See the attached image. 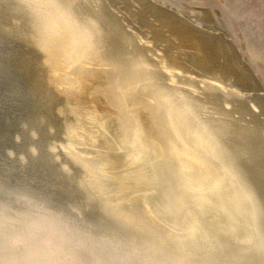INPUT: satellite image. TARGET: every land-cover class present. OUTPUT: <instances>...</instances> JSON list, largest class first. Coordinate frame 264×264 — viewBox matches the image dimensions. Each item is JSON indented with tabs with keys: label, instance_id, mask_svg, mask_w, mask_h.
<instances>
[{
	"label": "bare ground",
	"instance_id": "bare-ground-1",
	"mask_svg": "<svg viewBox=\"0 0 264 264\" xmlns=\"http://www.w3.org/2000/svg\"><path fill=\"white\" fill-rule=\"evenodd\" d=\"M119 1L12 0L11 11L0 0V31L21 41L7 52L10 69L61 97L53 108L64 113L62 133L51 144L61 170L85 210L153 241L150 264H264L260 81L219 28L180 27L160 0H127L140 6L134 21ZM0 100V174L28 181L26 130L14 119L10 138L3 134L19 107L7 92ZM24 185L42 194L0 178V232L15 222L13 208L45 202L42 188ZM0 264H17L2 242Z\"/></svg>",
	"mask_w": 264,
	"mask_h": 264
},
{
	"label": "clouds",
	"instance_id": "clouds-1",
	"mask_svg": "<svg viewBox=\"0 0 264 264\" xmlns=\"http://www.w3.org/2000/svg\"><path fill=\"white\" fill-rule=\"evenodd\" d=\"M3 216L0 210V217ZM15 222L5 220L3 247H11L17 264H150L154 244L106 223L90 220L71 206L47 202L13 208ZM39 225V231L32 229Z\"/></svg>",
	"mask_w": 264,
	"mask_h": 264
},
{
	"label": "water",
	"instance_id": "water-1",
	"mask_svg": "<svg viewBox=\"0 0 264 264\" xmlns=\"http://www.w3.org/2000/svg\"><path fill=\"white\" fill-rule=\"evenodd\" d=\"M2 1L9 4V8L12 11V0ZM17 19H20L19 16ZM20 42L21 41L16 38H13L11 34L0 31V52L3 54V57H5V60L0 61V81L10 82L0 83V93L7 92L13 101L14 106L8 104L9 107H19V111L16 112L13 118L6 119L8 121L6 124L7 130L4 128L3 134L6 139H9L12 135L10 131L14 129L12 122L15 120L20 121L22 126L20 134H24L26 130V138L23 137L21 142L30 141V144L27 146V150L30 152L24 153L28 154L26 156L28 162H32L29 173L32 172L31 174H33L34 177L33 179H28V181H20L16 178L17 176L8 178L5 176V178L0 174V178L3 179L4 184H7L16 191H18L17 186L22 185L20 187L23 189L22 187L26 186L24 183H30V185H34L35 188H42L44 195L43 200H45V202L62 206H71L76 212L82 213L87 219H103L106 223L113 225L101 213H93L87 211V209L85 210L83 204H81L83 203L82 199H80L82 197L74 183L68 175L61 170L60 157L63 159V156L57 157V148L51 146L54 139L60 138L62 133L59 121L61 120V116L64 117V113L61 115V113H58L53 108L54 105L60 101L61 97L50 98L43 95L32 82L28 81L26 78L24 79L25 82L24 80H19L18 72L14 69H10L8 65L9 53H11L12 56L16 47L15 43L20 44ZM23 47L26 52L32 51L29 45L23 43ZM5 54H7V56ZM24 76L21 77L23 78ZM1 148L2 147H0V153L3 150ZM18 148L23 150L22 147ZM31 149L35 152L32 153L34 155L33 157H31L30 154ZM36 156L38 158L37 162L35 159ZM8 161H11L10 158ZM36 167L40 169L38 173L35 172ZM24 190L31 191V193H28L30 195H33L32 193L34 192L37 198L38 194H42L37 193L34 188L24 187ZM14 203L17 204L18 202L15 201Z\"/></svg>",
	"mask_w": 264,
	"mask_h": 264
},
{
	"label": "rangeland",
	"instance_id": "rangeland-1",
	"mask_svg": "<svg viewBox=\"0 0 264 264\" xmlns=\"http://www.w3.org/2000/svg\"><path fill=\"white\" fill-rule=\"evenodd\" d=\"M160 1L167 4L168 13L177 16L182 24L180 27L191 28L195 24L192 21H195L198 22L201 31L212 32L216 27L219 28L218 32L235 48L240 60L249 67L251 78L260 81L259 84L264 91V0ZM127 3V0L126 2L121 0L117 4L129 18L132 17L136 21L135 11H138L140 6L137 5L135 10H130L126 6ZM206 13L210 14V18L206 19ZM149 20L153 21L155 27L160 24L153 16ZM141 29L145 30V27L141 25ZM166 30L170 28L163 29L169 36L171 32Z\"/></svg>",
	"mask_w": 264,
	"mask_h": 264
}]
</instances>
